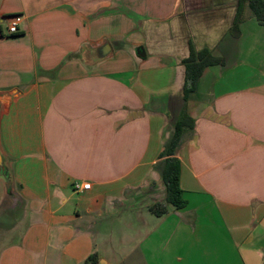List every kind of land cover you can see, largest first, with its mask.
Masks as SVG:
<instances>
[{"label": "crops", "instance_id": "1", "mask_svg": "<svg viewBox=\"0 0 264 264\" xmlns=\"http://www.w3.org/2000/svg\"><path fill=\"white\" fill-rule=\"evenodd\" d=\"M202 51L219 61L186 94ZM0 92L16 188L0 184V264H264V25L247 4L0 0ZM183 112L175 210L157 167ZM2 211L21 215L9 230Z\"/></svg>", "mask_w": 264, "mask_h": 264}, {"label": "trees", "instance_id": "2", "mask_svg": "<svg viewBox=\"0 0 264 264\" xmlns=\"http://www.w3.org/2000/svg\"><path fill=\"white\" fill-rule=\"evenodd\" d=\"M244 4L248 5L258 23L264 25V0H240L241 9ZM240 14H242V11H240ZM240 20L241 16H239L237 22H240ZM218 61L208 51L192 52L190 58L184 61L186 66V94L195 87L204 70ZM194 127V120L186 112H183L166 143L165 151L160 155V159L164 160L157 167L166 186V203L175 210H181L187 206L180 184L181 162L176 154L184 135L188 131H193ZM166 203L154 204L150 208L151 212L158 217L165 215L168 212ZM97 263L98 256L93 255L86 264Z\"/></svg>", "mask_w": 264, "mask_h": 264}, {"label": "water", "instance_id": "3", "mask_svg": "<svg viewBox=\"0 0 264 264\" xmlns=\"http://www.w3.org/2000/svg\"><path fill=\"white\" fill-rule=\"evenodd\" d=\"M100 54L101 55L97 59V62L106 59V57L112 55L111 46L109 44H104L103 47L100 49ZM135 56L137 61L141 63L146 59V52L140 47L136 48ZM10 98L11 95L0 92V128H1V121L3 115L8 110ZM0 184L3 186L5 196L8 199L13 198L14 194H16V188H15V182L13 176L12 163L2 147L1 136H0Z\"/></svg>", "mask_w": 264, "mask_h": 264}, {"label": "built area", "instance_id": "4", "mask_svg": "<svg viewBox=\"0 0 264 264\" xmlns=\"http://www.w3.org/2000/svg\"><path fill=\"white\" fill-rule=\"evenodd\" d=\"M23 23V16L16 15L11 18L8 25V35L13 36L19 34V27ZM73 187L76 191L89 190L91 188V184L85 183L81 184L80 182H75Z\"/></svg>", "mask_w": 264, "mask_h": 264}, {"label": "rangeland", "instance_id": "5", "mask_svg": "<svg viewBox=\"0 0 264 264\" xmlns=\"http://www.w3.org/2000/svg\"><path fill=\"white\" fill-rule=\"evenodd\" d=\"M159 175H160V172H159ZM1 213H2V215H1L2 226H5L7 228L5 230L11 229V227L17 222L16 219L18 217L20 218V216H21V215L19 216L20 213L18 215H15V214H12L11 212H6V211H2Z\"/></svg>", "mask_w": 264, "mask_h": 264}]
</instances>
